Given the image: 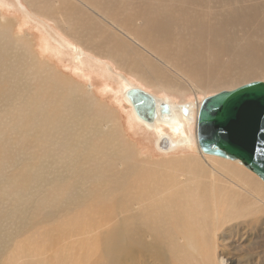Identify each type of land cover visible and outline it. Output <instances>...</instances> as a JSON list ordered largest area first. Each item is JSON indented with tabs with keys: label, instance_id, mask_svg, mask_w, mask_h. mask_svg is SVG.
Wrapping results in <instances>:
<instances>
[{
	"label": "bare ground",
	"instance_id": "1",
	"mask_svg": "<svg viewBox=\"0 0 264 264\" xmlns=\"http://www.w3.org/2000/svg\"><path fill=\"white\" fill-rule=\"evenodd\" d=\"M189 1L193 3V0L185 1L181 11L183 17L180 19L181 23L187 24L191 21L193 24L199 23V27L193 32L192 44L175 52L174 56L169 54L168 50L172 47L167 41L172 37L169 35L170 27L177 25L180 21L175 24L177 18L175 19V15H172L171 12H165L164 9L161 12L155 10L158 9L155 6L162 3L159 0L153 1L154 3L147 0L141 5L143 10L138 12L142 17V27H144L141 31L147 38L148 45L145 47V51L150 55L145 56L148 63L142 64L144 68H140L136 62H130L126 53L121 54L119 51L116 55L107 53L98 44L88 43L94 39L92 37L94 32H98V26L94 24L95 16L103 17V15L99 8L84 0H24L28 7L21 5L25 16L20 20L22 27H18L14 31L15 39L9 35L11 33L10 26H12L10 17L2 13L0 9V261L6 251L15 244V238L24 235L25 231L28 232V228L42 226L43 231L40 232L37 229L33 235L29 233L37 239L36 244L44 243L49 248L51 244L57 245L68 233V229L69 232L75 231L78 225H82L85 230H91L96 234L98 220L106 218L107 208L113 210L114 208H123L133 198H139L142 202L140 212L128 215L132 218L134 226L120 223L110 228L105 235L103 234L105 240L102 246L105 248L104 252L110 264L115 262L118 255L128 253L129 247L138 248L146 245L138 239L149 238L147 229L158 231L157 224H161L160 232L164 234L165 225L168 222H173L176 227L179 223L181 224L180 230L184 239L178 241V245L173 246L175 250L178 247V255L187 253L193 256L194 253L205 252L207 264H219L215 260L216 243L214 240L221 230L216 234L217 229L225 225L238 226L239 222L235 220L242 218H245L241 220L243 226H255L263 221L261 215H253L264 209V195L261 193L258 183H255L252 177L235 166H232L233 170L220 168L214 161L216 160L214 158L220 159V157L199 152L197 145L196 149L201 155L202 165L209 167L206 170L209 171L210 184L212 185L208 189L209 194L207 188L204 189V183H198V178H195L194 181L197 185L195 186L194 183L191 188L183 182L184 179L180 178L182 182L177 183L176 190L175 188L162 187L161 181L159 182L161 187L158 186V179L155 176L156 179L151 180L149 188L139 190L137 193H128V188L132 187V177L136 179L137 176H140L137 179L146 180L142 177V173L148 166L144 165L145 162H142L143 165H141L136 164L133 160L130 146H125L122 136L120 137L124 133V129L121 128L123 124L118 122L115 114L112 115L102 109L105 108L104 104L99 107L95 104L94 96L97 97V100L106 101V97L102 96V94H106L105 87L102 89L104 90L102 94L94 93L92 86H96L98 82L93 81L90 77H88L91 79L90 86L70 77L71 85L65 84L66 82L61 80L62 78L59 79L54 75L56 67H58L53 59L57 57V50L51 44L50 37L42 36L39 33L37 40L43 56L38 58L33 52L36 39L30 36V34H34L29 33L26 29L29 26H26L29 18H35L37 21L38 18L33 17L36 10L41 13L45 11L42 14L55 24L53 27L61 38L67 36L74 45L80 44L85 48L82 50L95 55L99 67L108 66L111 69L113 75H116L120 82L118 84L120 87L115 84L113 86V93H116V104L121 105L126 102L129 105L130 119L134 123L140 122L147 128L159 127L161 133L155 138L154 149L158 150L156 142L158 138L165 135L170 139L171 146L167 151H158L169 152L177 147H186L192 142L196 144L195 130L191 131L190 124L194 122L196 128L197 110L202 99L196 103L187 101V98H192L190 94L198 97L203 87L200 85L202 80H197L200 76L199 70H201L200 73L208 71V74L201 75V78L206 76L205 80H212V84H220L227 79L234 80L253 73H264L263 42L236 45L235 43L238 41L233 42L234 39H232L235 44L232 45L228 39L225 47H222V40L218 37L213 36L209 41L204 39L201 34V26H206L207 21L212 22V20L203 18L196 12L192 11V13ZM229 3L230 1L227 2V4ZM3 4L4 0H0V7ZM60 4L63 5L61 11ZM242 4L243 2L238 7L242 8ZM256 4H251L250 7L256 8ZM9 6H13V4ZM161 6L163 7V5ZM227 6L229 7L230 4ZM231 6L227 8L230 10L225 12L222 19L218 15H213L219 17L214 18V22H219V27L215 29L222 33L224 32L221 29L220 20L228 25L241 22L244 26L249 22V19L242 15V10L233 9L235 6ZM30 7L33 9L29 10ZM82 8L90 10L93 18L72 13V10L79 11ZM124 8L126 7L124 6ZM40 24L42 22L37 21L36 25ZM117 26L122 29L123 25L121 22H117ZM187 27V25L183 26L182 31ZM191 28L194 29V27ZM238 29L241 30V28ZM122 32H125V29H122ZM163 32H166L165 37H161ZM241 32L243 33L242 30ZM180 34L184 35L181 32ZM262 34L264 38V32ZM206 35L208 34L206 33ZM252 35L251 37H253ZM129 37L133 39L131 35ZM259 37L261 38V36ZM162 38L164 39L162 40ZM54 42L62 46V43L60 44L56 38H54ZM65 43L68 41L66 40ZM209 46L212 56H216L215 53H220L222 49L221 54L224 51H229L231 55L230 60L224 66L221 64L222 68L219 71L216 70L215 73L213 67L214 65L218 66L217 60L216 63H214L215 61L209 62V66H207L208 63L205 65L200 62V52L207 53ZM157 49L159 50L156 51ZM178 58L179 60L183 59L182 64L184 65L178 64L176 61ZM103 59L109 61L105 62ZM168 62H174L175 65L169 66ZM211 64L212 67H210ZM202 65L205 66L202 67ZM146 66L154 71L162 68L169 74L171 82L164 83L157 80L154 75L148 76L149 71ZM123 69L127 71L126 74L139 83V86L134 85L122 73ZM98 70L100 69L94 70L96 75L103 72L100 70L99 73ZM89 74L91 75V73ZM70 75L79 76L74 72H70ZM104 85L107 83L104 82ZM131 87L142 88L154 96L157 104L153 121L143 120L134 112L126 97V91ZM83 88L89 90L90 93L82 90ZM93 93L94 96L90 95ZM161 102L169 105L168 113L160 112L159 104ZM184 108H187V113L183 112ZM197 162L193 160L190 163L195 165ZM232 162L238 163L237 161ZM175 164L178 165L177 161ZM178 170L180 171V169ZM182 173L180 175L184 176ZM223 180H227L229 183L227 184ZM218 181L230 188L228 190L225 188V190L223 186L225 191L219 193L215 187ZM211 195L216 198V201L221 202L219 208L210 210L207 207L206 201ZM195 201L196 203H194ZM242 203H245L246 206H242ZM139 217L142 218L141 223H144L145 228L143 229L135 226ZM124 219L123 221H126ZM146 220L148 221L146 222ZM102 231L99 229V232ZM26 235L28 236V234ZM24 237L20 240L23 241ZM12 248L13 251L14 248ZM151 249H153L152 246ZM14 251L17 250L14 249ZM41 259L46 261L44 258ZM15 260H17V256Z\"/></svg>",
	"mask_w": 264,
	"mask_h": 264
},
{
	"label": "rangeland",
	"instance_id": "2",
	"mask_svg": "<svg viewBox=\"0 0 264 264\" xmlns=\"http://www.w3.org/2000/svg\"><path fill=\"white\" fill-rule=\"evenodd\" d=\"M15 1L20 6V8H21V5L26 7V3L24 2V0H15ZM84 1H86L87 3L93 4L95 7L99 8L101 14L103 15V17L95 16L96 18L94 20V24L98 26V32H94V35L92 36L94 39L91 41H88V43L98 44V46L104 52H107V53H112L115 55L117 51H119L121 54L126 53V57L130 62H136L140 68H144L142 64L148 63V60L147 58H145V56H150V55L145 51V47L148 45V43H147L146 35L141 31L142 28L144 27H142L143 26L142 17L138 14V12L143 10L141 5L146 3L147 0H84ZM150 1L156 2L157 0H150ZM159 1L162 3L159 5H156L155 8H158V9H155V10L157 11L160 10L161 12V10L164 9L165 12H171L172 15H175V19L177 18L175 21V24H177V22L180 21L178 23L179 26L177 24V25L170 27L169 35L172 37L171 39L169 38L167 41V43H169L170 46L172 47L171 49L168 50L170 52L169 54L171 56H174L176 55L175 52H178L180 49L192 44V40L194 39L193 32H195L196 29H198L199 23L193 24L191 21H189V23L187 24L181 23L182 21L180 19L183 18L181 11L183 10V5L185 1H188V0H171L170 2L169 0H164L165 2L161 0ZM229 1H230L229 3L230 6L231 5L235 6L233 9H237L240 11L242 10L241 11L242 15L246 16L249 19V22L247 25H244V26L241 22L231 23L230 25H228V24H224L220 20L221 29L224 32L222 33L215 29L219 27V22L218 21L214 22V18L221 17L222 19L225 12L227 10H230V9H227L230 7V6L229 7L227 6L229 5L227 4V2ZM232 1L233 2L235 1L237 3L235 2L233 3ZM239 2L241 3L243 2L242 4L243 6L241 5L242 8L238 7L241 4ZM189 3H191V6H190L191 12L192 11L194 13L196 12L197 14L203 16V18L212 20V22L207 21L206 26H201V29H202L201 34L204 37V39L209 41L213 36L218 37L222 40V47H225V45L228 42V39H229L230 44L232 45H235V44L245 45V43L250 44V43H255V42L264 43V40H263L264 38L262 37L263 36L262 33L264 32V13H263L264 12L263 10L264 0H228V1L227 0H193V3L192 1L191 2L189 1ZM255 3L258 4V5L256 4L257 7L251 8L250 5L255 4ZM11 4L13 3L10 0H4V4L2 5V7H0V9H1V12L4 13L7 17H10V22L14 25V27L13 25L10 26V29L11 28L12 29L9 35L15 39L16 38V36H14L15 29L18 27H22V26H21L20 20L18 21L16 20L14 16H11L5 13L4 7L7 8ZM161 5H163V7ZM124 6L126 8H124ZM247 6L249 7L248 10H247L248 8ZM244 7H247V8L244 9ZM32 9L33 8L30 7L29 10H32ZM59 9L61 11L63 9V5L60 4ZM221 9L222 11H220ZM259 10L260 12L258 13ZM35 13L36 14H34L33 17L38 18L42 22V24L33 26L34 28L30 26L26 28L29 33H32L31 31H35L33 33L35 36L30 34L31 37H34L36 39L35 49L34 50L32 49L33 52L37 55L38 58L40 56L41 57L43 56L42 53L40 52V48H39L38 40H37L39 33L42 32L41 34L42 36H47L48 38L50 37L51 44H53L57 50V57H56L57 59L53 58L54 61L56 62V65L58 66L56 67V70L54 69L56 73L54 75H56L57 78L59 79L62 78L61 80H63L64 83L66 82L65 84L71 85L72 83V80H70L71 78L78 82L80 81L84 82L86 83L87 86L91 85V79H92L93 81L98 82L96 86H92L94 93L102 94L104 92V90L102 89L105 87L106 94L104 93L102 94V96L103 98L106 97L105 99L109 103H107L105 100L103 101L99 99L97 100V97L94 96V93L90 95L94 96V102L95 104L98 105V107L99 105L104 104V107L106 109L105 108H102V109H104L106 112L111 113L112 115L114 113L116 118L118 119V122L120 124H123L121 125V128L124 129V133H122L120 137L122 136V141L125 146L127 145L130 146L129 148L132 151V156H133V160L135 161V163L143 165L142 162H145L144 165L148 166V168L142 173V177L146 178V180L137 179L140 176H137L136 179L132 177V187L128 188V193H134V192L137 193L139 190L149 188V185H150L149 183H151V180L156 179V178L158 179L157 181L158 186L161 187V185L159 184V182L161 181L160 183H163L162 187L164 186L165 188H172V189L173 188L176 189V187L178 186L177 183L182 182L180 178L184 179L183 182L187 183V185H189L190 188L193 187L194 185L195 186L197 185V183H195L194 181H195V178H198V183L199 184L204 183L203 185H205V188L204 187L203 188L205 190L207 188V193L209 194L208 189L211 185L210 184V174H209V171H206L209 167L202 165L201 155H199V153L197 152L196 144L192 142L186 147L184 146L177 147L174 150H171L169 152H160L154 149L155 138H157V135L161 133V129L159 127H151L153 129L152 130L151 128H147L140 122H138L139 124L134 123L130 119L129 105H127L126 102H123L121 105L116 104L117 103L115 101L116 93H113V86L114 84L115 86H119L118 84L120 82H118V77L116 75H113V73L111 72V69L108 66L99 67L98 66L99 63L95 55L88 51L82 50V49H85L83 48V46H81L80 44H77L78 46L74 45L67 36L66 38H61L60 35L56 32V30L54 28L52 29L51 25L46 23V21H48L55 27V24L51 20H49L44 14H42V13H45V11H42L41 13L40 11L36 10ZM72 13H74L75 15L82 14L90 18H93L92 12L88 10L87 8H82L79 11L74 9L72 10ZM246 13L248 14V16ZM134 14L137 16H135ZM213 15H218L219 17L218 16L214 17ZM117 22L122 23L123 26L121 27L122 29H125V32H122V29L117 28L118 27ZM181 25H183L184 27L187 25L188 27L184 28L185 30L182 31L183 26ZM37 26H41L43 30L42 29L39 30L40 27H37ZM191 27H194V29ZM238 28H241L243 33ZM36 30L38 32H36ZM211 30H213V32H211ZM180 32L183 33L184 35L182 36ZM206 33L208 35H206ZM161 34H160L161 37L166 36V32H163ZM250 34L251 35L254 34L255 38H257L258 40L254 38V35H252L253 37H251ZM129 35H131L133 39H131ZM188 36H190L191 39L188 38ZM259 36H261V38ZM54 38H56L60 44L62 43V46L54 42ZM163 39L164 38H162V40ZM232 39H234V41ZM66 40L68 41V43H65ZM235 40L236 42L237 41L238 42L233 44ZM158 50L159 49H157L156 51ZM222 51L223 49L221 50V52ZM221 52L215 53L216 56H212L211 47L209 46L207 53L203 54L200 52L201 64L205 63V65H207L208 63L207 66H209V62L215 61L214 63H216V60H217L218 66L216 67L214 65L213 71L214 73L219 71L222 68V66H224L231 58L229 51H224L222 54ZM178 57H179V54H178ZM103 60L105 62L109 61L107 59H103ZM176 61H178V64L181 63V65H184L182 64L183 59L179 60L178 58V60ZM168 65L174 66L175 63L168 62ZM205 65H202V67ZM212 66L213 65L211 64L210 67ZM96 69L102 70L103 72L101 73H103L104 75L100 73V70L98 71L101 74V75L99 74L101 77L98 75L97 72H96L97 73L96 75L95 74ZM146 69L149 71V73H147L148 76L154 75L157 80L164 82V83L171 82V78L169 74L162 68H159L158 70L154 71L150 67L146 66ZM92 70L96 77L92 73ZM123 71L122 73L126 75V77L134 85L139 86V83L137 81L131 78L128 74H126L127 71L125 69H123ZM70 72L78 73L79 76H75V77L71 76ZM88 72L91 73V75ZM108 72L111 74H109ZM200 72L201 70H199L200 76L199 78H197V80L199 79L202 80L200 81L201 83L200 85L203 86L202 87L203 90L201 89V91L198 94V97L194 96L193 94H190L192 98L190 97L187 98V101H190V102L195 101L197 103L201 99L209 95L215 94L219 91L232 89V88H235L241 84H244L250 81L264 80V73H253V74H249V76L239 77L234 80L227 79L226 81H223L220 84H212L213 82L212 80L211 81L205 80L207 79L206 76H202L201 78V75L208 74V71H202V73ZM112 75L115 77H113ZM88 77H90L91 79H89ZM104 82H106L107 85H104ZM140 86L142 85L140 84ZM178 86L180 87L179 84ZM82 90L89 91V90H86V88H83ZM78 93L82 94L80 91H78ZM173 99L175 101H178V99H175V98ZM130 120L131 122L128 123V121ZM190 129L192 132H194L195 130L194 122L190 124ZM214 159H216L214 161L216 164L219 165L220 168L223 167L225 169L229 168L230 170H233L232 166H235L239 168L241 171H243L244 173H246L247 175H249L250 177H252L254 179V182L258 183L261 193L264 195V182L260 178H258L254 173H252L250 170L246 169L244 166H242L239 163L232 162L227 159H222V158L220 159L214 158ZM193 160L198 161L197 164H195L196 166L190 163ZM176 161L178 165L175 164ZM166 163H167V166L165 165ZM149 169L150 171H148ZM178 169H180V171ZM180 173H182L184 176H181ZM172 176H174L175 178ZM159 178H162V179L159 180ZM169 179L170 181H168ZM223 181L227 184L229 183V181L227 180H223ZM215 187L219 193L225 191L226 189L228 190L230 188L228 186L223 185V183L221 184L220 181L217 182ZM220 187L222 190L220 189ZM222 187L226 189L224 190ZM194 203H196V201ZM206 205L207 207H209L210 210L217 209L221 206V202L216 201V198H214V196L211 195V196H208ZM242 206H246L245 203H242ZM141 207H142L141 200L139 198L138 199L133 198L130 201H128L125 207L123 208H117V209L114 208V210L112 208H107L106 218L104 220H98L96 234L93 233L91 230H85L82 225H78V228H76L75 231L69 232V229H68V233L67 231L65 232V234L66 233L68 234V235L66 234L68 237L64 234L65 236H63V239L59 241L57 245L55 243L51 244L49 248H47V244H44V243L36 244L37 239L32 237L33 233H35L37 229H39L40 232L43 231L44 228H42V226L38 225L32 228H28L27 229L28 232L25 231V233L23 232L24 235H20L15 238L14 243L16 245L13 244L6 251L4 257L0 261V264H13V263L14 264H18V263L19 264H36V263L37 264H42V263L43 264H49V263L50 264H104V263L110 264L104 252L105 248L102 246L103 241L105 240V237H104L105 233L110 228L120 223L124 225L134 226L132 218L128 215L135 213V212L137 213L140 212ZM253 215H261V220L263 221L261 223H257L255 226L254 225L243 226V224L241 223V220L245 218H242L240 220L239 219L235 220L239 222L238 226L231 227V225H225L224 227L217 229L216 234L219 230H221V232L216 235V239L214 240V243H216L215 244V252H216L215 260L219 264H264V209L261 212L253 214ZM125 216H127L126 219H124ZM123 219L126 221H123ZM147 221L148 220H146V222ZM136 222L137 224L135 226H139L142 229L145 228L144 223H141L142 218L139 217L136 220ZM157 226L159 227L158 229L159 232L147 229V237L149 238L145 240L138 239L141 243L146 244V245L139 246L138 248L129 247L127 249L128 253H125V255H121V254L118 255V257L116 258L113 264H207V258H205L204 256L205 252L194 253L193 256L187 253L185 254L181 253L180 255H178V247H176V250L173 249V246L178 245V241L184 239V236L180 230V227H181L180 223L178 224V227H176L173 222H168L165 225L164 234L160 232L161 224H157ZM99 229L103 231L99 232ZM29 232L32 233V235H30ZM26 234H28V236ZM188 235L190 236V234ZM23 237H24V240L21 241ZM170 238H172L173 240L171 241ZM17 239L18 240L21 239V240L18 241ZM43 244L45 247L43 246ZM149 244H151L153 249H151V246H149ZM166 245H169V246H166ZM13 246H16V247H13ZM12 247L17 251L15 252ZM11 248L13 249V251L11 250ZM11 251H12L11 253L12 256H10ZM17 253H18V255H16L17 260H15L16 259L15 254ZM41 258H44L46 261L44 262V260H42Z\"/></svg>",
	"mask_w": 264,
	"mask_h": 264
},
{
	"label": "water",
	"instance_id": "3",
	"mask_svg": "<svg viewBox=\"0 0 264 264\" xmlns=\"http://www.w3.org/2000/svg\"><path fill=\"white\" fill-rule=\"evenodd\" d=\"M126 97L138 117L151 122L156 100L139 87H131ZM168 113L167 103L159 104ZM187 108L183 109L187 113ZM196 145L199 152L237 161L264 182V80L250 81L203 98L196 116ZM170 139L163 135L156 147L167 151Z\"/></svg>",
	"mask_w": 264,
	"mask_h": 264
},
{
	"label": "crops",
	"instance_id": "4",
	"mask_svg": "<svg viewBox=\"0 0 264 264\" xmlns=\"http://www.w3.org/2000/svg\"><path fill=\"white\" fill-rule=\"evenodd\" d=\"M12 3H13V6H9V7H7V8H5L4 7V9H5V13L6 14H8V15H11V16H14L15 18H16V20H21V18L22 17H24L25 16V14H24V12H22V9L20 8V6L17 4V2L15 1V0H10ZM26 7H28L27 6V4H26ZM37 21H39L38 19H37ZM37 21H35V18H29L28 20H27V24H26V26H30V27H32V28H34L33 26H35L36 25V23H37ZM30 22V23H29ZM46 23L47 24H50L51 25V27H52V29L54 28L53 27V25L50 23V22H48V21H46ZM13 25V24H12ZM13 27H14V25H13ZM12 29V28H11ZM40 29H42L41 27L39 28V30ZM43 30V29H42ZM32 33H34L35 31H31ZM36 32H38L37 30H36ZM46 33V32H45ZM41 34H42V32H41ZM42 37V36H41ZM51 40V39H50ZM35 41V40H34ZM36 42V41H35Z\"/></svg>",
	"mask_w": 264,
	"mask_h": 264
}]
</instances>
